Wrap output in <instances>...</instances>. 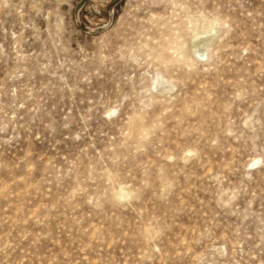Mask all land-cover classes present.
<instances>
[{"label":"rangeland","instance_id":"1","mask_svg":"<svg viewBox=\"0 0 264 264\" xmlns=\"http://www.w3.org/2000/svg\"><path fill=\"white\" fill-rule=\"evenodd\" d=\"M0 264H264V0H0Z\"/></svg>","mask_w":264,"mask_h":264}]
</instances>
